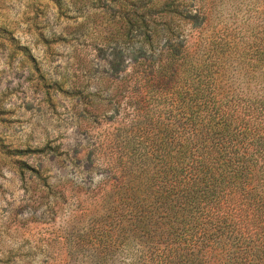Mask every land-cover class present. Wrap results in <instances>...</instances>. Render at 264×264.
Returning <instances> with one entry per match:
<instances>
[{
  "label": "trees",
  "instance_id": "16d2710c",
  "mask_svg": "<svg viewBox=\"0 0 264 264\" xmlns=\"http://www.w3.org/2000/svg\"><path fill=\"white\" fill-rule=\"evenodd\" d=\"M130 5L99 48L104 80L120 78L107 101L120 97L113 114L130 123L118 129L121 176L100 188L93 260L264 264V0ZM226 11L245 18L231 25Z\"/></svg>",
  "mask_w": 264,
  "mask_h": 264
},
{
  "label": "rangeland",
  "instance_id": "374dc122",
  "mask_svg": "<svg viewBox=\"0 0 264 264\" xmlns=\"http://www.w3.org/2000/svg\"><path fill=\"white\" fill-rule=\"evenodd\" d=\"M131 1L0 0V264H100V188L121 176L130 118L107 101L120 78L104 80L99 48L124 31Z\"/></svg>",
  "mask_w": 264,
  "mask_h": 264
}]
</instances>
